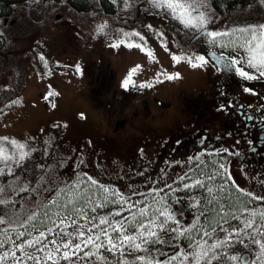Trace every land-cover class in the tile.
<instances>
[{
  "label": "rangeland",
  "instance_id": "obj_1",
  "mask_svg": "<svg viewBox=\"0 0 264 264\" xmlns=\"http://www.w3.org/2000/svg\"><path fill=\"white\" fill-rule=\"evenodd\" d=\"M115 1L116 11L109 15L96 4L89 12H78L64 4L31 0L14 6L13 13L0 20L5 41L0 50V138L9 137L27 146L25 151L30 152V157L16 172L21 176V184L27 181L36 189L21 194L25 197L22 216L58 188L84 174L95 175L94 172L100 171L98 163H102V154L107 149L127 155L126 140L116 145L109 138L104 140L107 131L119 120L135 129L127 127L135 135L136 174L143 172L151 146L186 117L182 96L208 85L205 65L193 68L183 59L184 54H196L201 45L212 46L206 37L191 42L198 31L183 28L164 12L154 9L150 0ZM205 2L208 7L202 10L207 12L209 30L231 31L236 27L264 24V1L224 13L214 10L210 0ZM132 32H138L144 41L139 37H131V41L145 44L155 60L149 61L140 49L126 44L111 46L120 40L127 42L129 37L125 33ZM173 55L181 60L174 62ZM137 65L141 69L133 75L135 85L125 90L122 82ZM161 72L178 78L168 80L159 76L157 79ZM143 83H150L152 87H139ZM119 132L120 129L117 135ZM4 146L11 150L10 145ZM92 154L98 159L97 165L91 166L94 170L87 168ZM127 160L125 156L116 159L119 171L123 169L120 166L128 164ZM4 179L11 177L0 178ZM97 181L105 185L103 179ZM228 191L234 192L231 187ZM11 198L20 199L14 194ZM132 199L144 197L132 196ZM147 200L151 202L152 196ZM110 210L111 206L104 212ZM224 236L218 229L213 241ZM232 240L231 245L217 250L220 260L213 264H236L227 256L244 254L252 264L256 262L259 249L246 236ZM240 240L245 243H239ZM187 244L186 239L178 238L175 251L187 250Z\"/></svg>",
  "mask_w": 264,
  "mask_h": 264
},
{
  "label": "snow or ice",
  "instance_id": "obj_2",
  "mask_svg": "<svg viewBox=\"0 0 264 264\" xmlns=\"http://www.w3.org/2000/svg\"><path fill=\"white\" fill-rule=\"evenodd\" d=\"M150 3L183 28L200 32L208 44L236 52L235 56H221L220 60L227 61L225 66L234 68L240 78L246 81L264 78V24L236 27L231 31H212L208 29L207 12L202 10L208 7L205 0H150ZM125 36L129 37L127 42L120 40L111 46L126 44L129 48L140 49L149 61L155 60L153 52L145 44L131 41V37L144 41L142 35L132 32L125 33ZM225 37L228 39H223ZM163 46L167 51V44ZM211 55L215 57L216 53ZM171 59L179 62L181 57L173 55ZM183 59L193 68L208 63L203 55L197 54H184ZM140 69L141 66L137 65L129 71L122 82L125 90L135 85L133 75ZM76 71L80 72L79 65ZM159 76L168 80L178 78L166 72L159 73L157 79ZM139 87L152 85L143 83ZM244 91L251 90L245 88ZM5 144L10 145L11 150ZM26 147L15 139L0 138V178L11 177L0 180V264H213L220 260L221 254L217 250L231 245L232 238L240 235L246 236L259 249L256 262L264 264V207H249L253 203L264 205V195L241 189L224 163L205 161L201 158L203 153L190 157L195 166L179 178L182 188L172 189L202 190L200 198L190 197L194 201L192 207H203L191 228H182L174 214L164 206L165 198L159 195L163 188L125 196L86 174L58 188L52 197L37 203L22 216L25 197L21 194L36 191L30 187V182L21 184V176L16 172L30 157ZM223 152L235 154L228 149H223ZM209 165H212L211 170ZM166 187L171 188V185ZM229 187L247 199L237 197L239 203L233 201ZM11 194L20 199L11 198ZM132 196L144 199L133 200ZM148 196H152L151 202H148ZM110 206L112 210L105 213L104 209ZM200 216L205 217L206 223L200 221ZM231 221L238 224L233 226ZM169 223L176 227L169 228ZM218 228L225 236L213 241ZM160 233H175L174 238L183 237L188 241L187 250L168 254L155 248V245L167 242ZM238 242L243 244V240ZM156 253L166 258L158 259ZM227 259L247 264L242 257L227 256Z\"/></svg>",
  "mask_w": 264,
  "mask_h": 264
},
{
  "label": "flooded vegetation",
  "instance_id": "obj_3",
  "mask_svg": "<svg viewBox=\"0 0 264 264\" xmlns=\"http://www.w3.org/2000/svg\"><path fill=\"white\" fill-rule=\"evenodd\" d=\"M203 37L198 32L191 42ZM213 52L216 53L215 57L211 55ZM196 54L203 55L208 61L205 65L208 85L197 92L182 96L181 105L187 113L186 117L176 122L167 135L161 136L157 143L151 146L144 171L136 174L138 170H135V135L132 136L127 127L130 126L133 131L135 129L132 125H127L126 121L119 120L111 131H107L104 140L109 138L114 145L126 140L129 143L124 149L127 150V155L107 149L102 154V163H98L100 171L94 172L95 175H88L96 180L103 179L105 185L114 186V189L121 191L125 196L133 192L148 193L152 189L163 188L164 191L159 195L165 198V207L174 214L182 228H191L203 210V207H192L194 201L190 199L200 198L202 190H172L182 188L179 178L195 166L190 157L203 153L201 158L205 161L220 162L224 159L229 174L241 189L264 195V78L246 81L236 74L234 68L226 67L227 61L220 60V57L235 56L231 48L201 45ZM245 88L251 91L246 92ZM142 149L145 150V147ZM223 149L235 154L227 155ZM94 155H91L87 168L93 169L91 166L97 165L98 159ZM121 156H125L129 162L120 166L123 169L119 171L116 159ZM112 164H115V167ZM211 168L212 165H209V170ZM167 185H171V188L166 187ZM237 197L240 200L247 199L234 191L232 199L239 203ZM260 206L256 203L249 205L253 208ZM200 221L206 223L205 217L200 216ZM237 224V221H231V225ZM168 227L176 225L169 223ZM160 236L167 242L154 247L168 254L175 253L178 240L174 238L175 233H160ZM155 256L158 259L166 258L158 253ZM242 258L247 264H252L248 255L244 254ZM236 264L241 262L236 261Z\"/></svg>",
  "mask_w": 264,
  "mask_h": 264
},
{
  "label": "trees",
  "instance_id": "obj_4",
  "mask_svg": "<svg viewBox=\"0 0 264 264\" xmlns=\"http://www.w3.org/2000/svg\"><path fill=\"white\" fill-rule=\"evenodd\" d=\"M30 0H0V20L8 17L13 13V8L16 5L25 4ZM43 2L51 1L58 4L67 5L70 9L78 12H89L94 5H98L99 8L105 14H114L117 8V2L115 0H42ZM264 0H210L211 7L220 12L234 10L240 7H252ZM4 37L0 32V50L4 46ZM56 191V190H55ZM50 193L48 198L52 197L55 193ZM47 198V199H48ZM45 199V201L47 200Z\"/></svg>",
  "mask_w": 264,
  "mask_h": 264
}]
</instances>
